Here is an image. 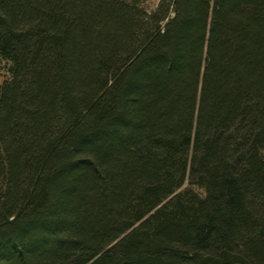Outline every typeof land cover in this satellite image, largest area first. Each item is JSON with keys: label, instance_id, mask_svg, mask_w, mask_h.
<instances>
[{"label": "trees", "instance_id": "16d2710c", "mask_svg": "<svg viewBox=\"0 0 264 264\" xmlns=\"http://www.w3.org/2000/svg\"><path fill=\"white\" fill-rule=\"evenodd\" d=\"M1 64L0 264H264V0H0Z\"/></svg>", "mask_w": 264, "mask_h": 264}, {"label": "rangeland", "instance_id": "374dc122", "mask_svg": "<svg viewBox=\"0 0 264 264\" xmlns=\"http://www.w3.org/2000/svg\"><path fill=\"white\" fill-rule=\"evenodd\" d=\"M133 1L138 3L139 6L145 9L147 12H151L157 7V5L161 0H133ZM2 64L0 67V80H3L8 76ZM185 189L193 190L201 195L204 194L202 189H200L198 186L189 184L187 181H185L183 186L180 188V190H185Z\"/></svg>", "mask_w": 264, "mask_h": 264}]
</instances>
